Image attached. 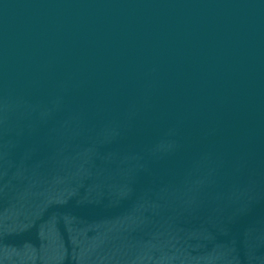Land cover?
Masks as SVG:
<instances>
[{"label":"water","instance_id":"obj_1","mask_svg":"<svg viewBox=\"0 0 264 264\" xmlns=\"http://www.w3.org/2000/svg\"><path fill=\"white\" fill-rule=\"evenodd\" d=\"M0 264H264V0H0Z\"/></svg>","mask_w":264,"mask_h":264}]
</instances>
